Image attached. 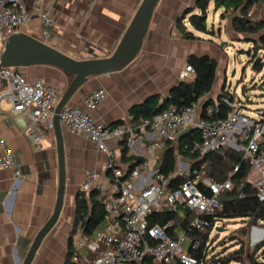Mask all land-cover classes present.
<instances>
[{"label": "crops", "instance_id": "1", "mask_svg": "<svg viewBox=\"0 0 264 264\" xmlns=\"http://www.w3.org/2000/svg\"><path fill=\"white\" fill-rule=\"evenodd\" d=\"M21 1L27 10H31L34 0ZM141 1L39 0L53 22L52 34L46 43L74 59L107 56L119 43ZM185 2L159 0L135 59L119 72L88 78L67 104L84 108L88 94L103 90V100L89 112L90 115L106 127L127 125L130 129L126 134L127 156L143 157L150 167L158 168L163 149L151 150L152 134L148 129L134 126L129 109L151 97H157L161 103L170 89L182 81L180 74L192 55L212 57L217 63L214 85L220 83V91L224 86L226 64H223L219 46L196 35L188 23L184 22V26L196 37L194 40L183 38L175 27L178 16L185 11ZM222 8L224 13L225 8ZM250 12L255 20H264V0H257ZM18 31L39 39L41 25L38 19L31 18ZM19 71L29 81L44 80L61 95L72 80V76L47 66ZM219 75H222V84ZM5 88L6 84L0 81V92ZM33 134L39 135L40 139L34 141ZM62 136L65 158L63 206L31 264H64L70 244L75 252L70 259L75 264H93L101 251L96 235L103 232L105 226L102 221L87 237L81 234L79 227L74 228L79 187L91 172L96 175L92 189L100 191L103 204L117 194L115 181L107 176V155L98 151L82 134H70L62 128ZM123 139L110 140L106 146L114 152L115 167L126 170L127 164L120 156ZM5 148L11 149L15 164L11 169L0 170V264H21L23 258L17 260L16 249L22 244L26 254L55 205L58 174L54 133L44 130L42 125L31 124L25 113L13 114L11 103L0 99V154ZM254 234L256 237L260 233ZM256 260L264 261V256L258 257L257 253Z\"/></svg>", "mask_w": 264, "mask_h": 264}, {"label": "built area", "instance_id": "2", "mask_svg": "<svg viewBox=\"0 0 264 264\" xmlns=\"http://www.w3.org/2000/svg\"><path fill=\"white\" fill-rule=\"evenodd\" d=\"M31 18L39 20L40 40L46 42L52 34L53 22L39 0H34L31 10H27L21 0H0V59L8 37ZM193 78V68L185 65L180 80L192 81ZM2 80L7 88L0 92V99L11 103L13 114L25 113L31 124L42 125L44 130L53 132L54 109L61 97L60 92L42 79L29 81L19 69L12 67H0ZM104 95L103 90L91 92L84 99V108L66 105L59 114L63 129L70 134L84 135L98 151L107 155V169L112 171L116 183L115 198L104 204L105 230L96 235L101 251L92 263L198 264L190 252L200 245L197 235L208 229L211 232L221 222L216 221L215 216L222 210V193L233 187L231 180L215 181L208 176L203 165L192 168V161L187 158L179 159L175 169L168 173L159 172L146 161L130 172L115 167L114 152L107 149L106 143L123 139L130 129L125 124L106 127L93 119L89 112L97 107ZM231 96L219 98L218 103L227 110L225 116H215L216 106L210 105L202 117L203 100L200 99L184 108L168 106L146 123L147 128H141L148 129L154 138L152 151H161L165 142H176L184 130L196 128L198 139L184 147L189 154L202 157L222 148L240 153L249 165L248 181L258 200L264 204V150L260 149L264 139L263 109L255 111L257 119L249 117L240 107L239 100ZM32 138L38 141L40 136L33 134ZM14 164L11 149L5 148L0 154V170L11 169ZM238 168L236 165L232 174ZM95 182L96 175L88 173L79 193L87 194ZM163 210L176 213L178 221L152 225L149 221L151 215ZM258 231L260 234L255 237L254 233ZM210 232L206 242L208 251L212 249ZM262 232L264 227L260 226L249 229L246 238L250 237V250L262 243Z\"/></svg>", "mask_w": 264, "mask_h": 264}, {"label": "trees", "instance_id": "3", "mask_svg": "<svg viewBox=\"0 0 264 264\" xmlns=\"http://www.w3.org/2000/svg\"><path fill=\"white\" fill-rule=\"evenodd\" d=\"M212 2L214 9L218 10L222 7L225 12L228 9L232 13L238 14L234 17L233 28L236 33L244 35V42L250 43V51L248 56L252 70L260 72L264 66L262 58L257 56L258 47L264 46V20H255L251 13V8L257 3V0H197L195 9L185 10L181 13L175 23L176 29L185 39H196V37L184 26L185 20L196 32L206 33L207 6ZM224 12V13H225ZM223 13L220 15L222 16ZM187 63L194 70V78L192 81H181L173 86L168 95L161 103L157 97H151L145 102L132 106L128 114L135 127L141 128L150 122L162 109L168 106H176L184 108L192 105L202 99V117H205L204 110L207 106H216L217 113L215 116H225L227 110L219 104V98L222 95H230L224 91V86L216 98L211 97L213 85L216 78V61L208 56L192 55L187 58ZM232 97V96H231ZM217 102V103H216ZM240 107L244 108L243 102ZM217 104V105H216ZM264 119V109H263ZM197 132L189 133L179 142H165L163 152L161 154L158 170L161 173H168L175 169L176 156L182 155L192 161V168L204 166L208 176L215 181H223L229 178L232 182V189L222 193L220 202L222 210L215 216L216 221L221 222H240V227L235 231L232 240L236 241L238 247L228 252H214L207 250L206 242L210 230H206L203 234L197 235L200 241L198 249L191 251L190 254L197 259L198 264H264V261H257L256 254L263 248L260 244L254 248L253 254H248L244 249V239L249 233L252 226L264 227V204L258 200L253 185L248 181L249 165L242 159L240 153L222 148L217 152L206 154L199 157L195 154H189L184 150L185 144L192 140H197ZM260 149L264 150V139L260 145ZM127 140L126 136L121 142V161L127 164L126 172H130L133 168L145 161L143 157L127 156ZM239 166L238 170L232 174L233 168ZM118 168V167H117ZM107 176L114 180L111 170L107 171ZM203 189V187H201ZM103 197L98 189H91L87 194L78 193L76 196V211L74 218V228L79 227L83 236H91L96 228L102 223L104 218ZM177 214L170 210H163L160 213H153L149 218L150 223L164 224L169 220L178 221ZM214 220H212L213 222ZM71 250V244L68 247L67 257L64 264H75L70 258L74 254ZM246 260V261H245Z\"/></svg>", "mask_w": 264, "mask_h": 264}, {"label": "water", "instance_id": "4", "mask_svg": "<svg viewBox=\"0 0 264 264\" xmlns=\"http://www.w3.org/2000/svg\"><path fill=\"white\" fill-rule=\"evenodd\" d=\"M158 2L159 0L141 1L119 43L111 54L104 57L91 55V58L88 59H74L53 48L48 43L21 31L13 33L5 42L1 53L0 67L23 69L34 66H47L72 76L70 84L55 106L53 115L58 174L55 205L51 216L37 232L26 254L22 251L24 245L19 244V248L16 249L18 252L17 260L23 258L21 264L32 263L43 239L56 224L62 210L65 194V158L62 127L59 123V114L62 108L69 103L72 96L86 83L88 78L119 72L135 59L142 48ZM2 81L6 84L4 80ZM194 131H196V128L183 131L177 141L179 142ZM216 231L219 233L223 229L217 227Z\"/></svg>", "mask_w": 264, "mask_h": 264}, {"label": "rangeland", "instance_id": "5", "mask_svg": "<svg viewBox=\"0 0 264 264\" xmlns=\"http://www.w3.org/2000/svg\"><path fill=\"white\" fill-rule=\"evenodd\" d=\"M196 2L197 0H186L183 10L194 9L196 13H199V10L195 9ZM222 12L223 8L215 10L213 3L209 2L206 19L207 32H196L193 31V29L192 32L202 38L212 40L219 46L221 54L223 55V64H226L224 91L243 102L245 107L242 109H244V113L247 116L257 119L258 116L255 115V111L264 109V66L258 73L252 70L250 58L248 56L251 44L244 42V35L236 33L233 28V21L236 13L227 11L220 16ZM185 23L187 24L186 20ZM39 39H41V37H39ZM258 48L256 54L262 58L264 64V46ZM219 76V81H221L222 84V75ZM219 85L220 83L214 85L211 94L212 98H216L220 93ZM182 158L185 157L177 155L176 163ZM179 212L182 214L181 210H179ZM240 226V222L238 221L217 223L210 232L209 243L212 247L211 250H214V252H228L236 249L238 246L235 245L236 241L232 240V236ZM217 227L222 228L223 231L218 233L216 231ZM248 243H250L249 236L244 239L243 246L248 254H253V250L249 249ZM263 243L264 240L261 244ZM262 256H264V244L263 249L258 251V257Z\"/></svg>", "mask_w": 264, "mask_h": 264}, {"label": "bare ground", "instance_id": "6", "mask_svg": "<svg viewBox=\"0 0 264 264\" xmlns=\"http://www.w3.org/2000/svg\"><path fill=\"white\" fill-rule=\"evenodd\" d=\"M257 233H259V231ZM262 234H264V233L262 232Z\"/></svg>", "mask_w": 264, "mask_h": 264}]
</instances>
